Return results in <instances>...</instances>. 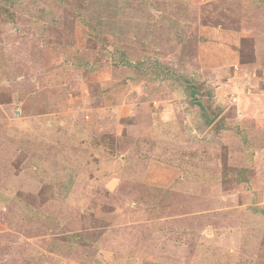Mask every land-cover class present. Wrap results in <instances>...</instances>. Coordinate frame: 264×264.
Returning a JSON list of instances; mask_svg holds the SVG:
<instances>
[{
	"label": "rangeland",
	"instance_id": "obj_1",
	"mask_svg": "<svg viewBox=\"0 0 264 264\" xmlns=\"http://www.w3.org/2000/svg\"><path fill=\"white\" fill-rule=\"evenodd\" d=\"M0 264H264V0H0Z\"/></svg>",
	"mask_w": 264,
	"mask_h": 264
},
{
	"label": "trees",
	"instance_id": "obj_2",
	"mask_svg": "<svg viewBox=\"0 0 264 264\" xmlns=\"http://www.w3.org/2000/svg\"><path fill=\"white\" fill-rule=\"evenodd\" d=\"M13 4V3H12Z\"/></svg>",
	"mask_w": 264,
	"mask_h": 264
}]
</instances>
